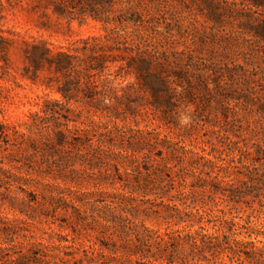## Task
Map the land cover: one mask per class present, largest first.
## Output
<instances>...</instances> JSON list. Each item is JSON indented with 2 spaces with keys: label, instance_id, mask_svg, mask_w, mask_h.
Returning <instances> with one entry per match:
<instances>
[{
  "label": "trees",
  "instance_id": "trees-1",
  "mask_svg": "<svg viewBox=\"0 0 264 264\" xmlns=\"http://www.w3.org/2000/svg\"><path fill=\"white\" fill-rule=\"evenodd\" d=\"M102 38L81 39L73 53L30 45L34 69L46 64L63 78L61 99L43 97L20 124L0 122V199L19 214L0 213V264H264V239L232 237L236 230L264 236V229L249 226V215L244 223L225 219L223 208L213 215V207L241 203H257L264 214V139L241 150L239 165L217 164L205 148L176 146L159 132L91 118L69 127L81 114L71 100L106 116L126 93L116 79L100 88L93 81L112 74ZM4 41L0 34V50ZM153 64L146 52L132 59L154 100L171 107L190 71L175 70L169 81L170 68ZM88 180L95 190L74 188ZM115 183L119 189L100 188ZM151 219L165 226L147 225Z\"/></svg>",
  "mask_w": 264,
  "mask_h": 264
},
{
  "label": "rangeland",
  "instance_id": "rangeland-1",
  "mask_svg": "<svg viewBox=\"0 0 264 264\" xmlns=\"http://www.w3.org/2000/svg\"><path fill=\"white\" fill-rule=\"evenodd\" d=\"M0 34L5 38L0 50V122L20 124L30 120L29 113L39 109L43 97L61 99L56 87L63 78L46 64L35 70L27 60L32 43L73 53L82 46L81 39L101 36L112 74L100 73L93 81L100 88L106 77L116 79L126 85V93L106 116L87 113L83 101L71 100L68 106L81 114L69 127L85 126L91 118L108 126L159 132L176 146L198 153L205 148L217 164L239 165L241 150L264 139V0H0ZM140 52L148 53L153 65L170 68L165 73L169 81L177 80L175 70L190 71L189 83L181 79L172 95L173 106L156 102L132 65ZM74 188L96 189L90 180ZM100 188L119 189V184ZM256 207L220 205L213 207V215L221 216L217 209L223 208L225 219L239 223L249 215V226L263 230L264 214ZM0 213L19 216L1 199ZM145 223L165 226L154 219ZM233 232L238 239H264Z\"/></svg>",
  "mask_w": 264,
  "mask_h": 264
}]
</instances>
